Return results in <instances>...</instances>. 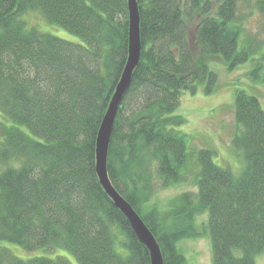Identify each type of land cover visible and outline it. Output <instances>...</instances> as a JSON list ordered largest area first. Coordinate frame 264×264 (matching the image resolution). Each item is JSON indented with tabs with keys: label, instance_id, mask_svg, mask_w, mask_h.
<instances>
[{
	"label": "trees",
	"instance_id": "trees-1",
	"mask_svg": "<svg viewBox=\"0 0 264 264\" xmlns=\"http://www.w3.org/2000/svg\"><path fill=\"white\" fill-rule=\"evenodd\" d=\"M141 56L119 106L108 150L111 183L156 236L164 264H190L177 244L200 235L208 211L213 264H257L264 252V108L236 90L243 152L238 175L213 151H188L185 123L173 115L187 90L219 85L209 64L248 60L264 42L241 41V6L264 0H137ZM44 19L84 43L28 26ZM128 0H0V240L33 251L64 248L79 264H151L148 248L103 188L96 170L98 131L129 56ZM264 55L249 72L264 82ZM196 190L170 200L169 216L148 206L162 188L187 180ZM123 249V250H122ZM0 264H71L63 255L17 256L0 245Z\"/></svg>",
	"mask_w": 264,
	"mask_h": 264
},
{
	"label": "rangeland",
	"instance_id": "rangeland-1",
	"mask_svg": "<svg viewBox=\"0 0 264 264\" xmlns=\"http://www.w3.org/2000/svg\"><path fill=\"white\" fill-rule=\"evenodd\" d=\"M240 11L244 28L241 41L243 42L249 37H253L257 38L258 41L264 42V16L254 1L250 7L245 4L242 5ZM23 19L28 26L37 27L44 32L52 33L64 39L84 43L79 36L70 33L63 27L48 23L38 11L28 12L23 15ZM263 55L264 43L248 60L237 63L232 68L221 56H212L209 59V64L219 76L217 89L210 94L203 92V87H200L195 93H190L187 90L183 93L179 107L172 114L182 115L186 120L177 129L186 133L187 148L193 154L192 158H195V153L201 147L208 148L213 151V160L218 165L230 168L236 175L240 173L245 161L243 152L233 146L232 141L234 136L240 131L235 115H233L234 93L238 89H243L255 94L264 108V82L253 81L249 74ZM261 72L264 76V67ZM196 172L197 166L191 164L187 170V180L167 188H162L160 181L155 180V193L147 205H158L162 211L163 218H168L171 198L183 191L197 189L193 179ZM208 216V211H206L198 214L195 218V228L200 232L198 237L184 238L177 244L187 263L213 264L212 245L206 229ZM0 245L10 248L17 256L25 259L35 255L53 257L56 254H60L66 257L71 264H79L75 256L64 248L53 251L44 249L29 251L21 245L8 240H0ZM256 263L264 264V252L256 256Z\"/></svg>",
	"mask_w": 264,
	"mask_h": 264
},
{
	"label": "water",
	"instance_id": "water-1",
	"mask_svg": "<svg viewBox=\"0 0 264 264\" xmlns=\"http://www.w3.org/2000/svg\"><path fill=\"white\" fill-rule=\"evenodd\" d=\"M137 0H128L130 17V41L129 56L121 78L115 88V92L110 99L107 112L103 118L98 131L96 143V170L100 182L111 199L113 204L122 211L133 228L140 241L148 248L151 264H164L163 255L159 242L136 209L111 183L108 173V150L111 135L116 119V115L125 92L130 86L132 74L138 65L141 56V37H140V12Z\"/></svg>",
	"mask_w": 264,
	"mask_h": 264
}]
</instances>
